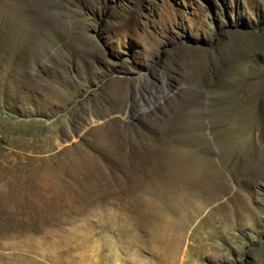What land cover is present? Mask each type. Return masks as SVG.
<instances>
[{
  "label": "rangeland",
  "instance_id": "rangeland-1",
  "mask_svg": "<svg viewBox=\"0 0 264 264\" xmlns=\"http://www.w3.org/2000/svg\"><path fill=\"white\" fill-rule=\"evenodd\" d=\"M0 264H264V0H0Z\"/></svg>",
  "mask_w": 264,
  "mask_h": 264
}]
</instances>
